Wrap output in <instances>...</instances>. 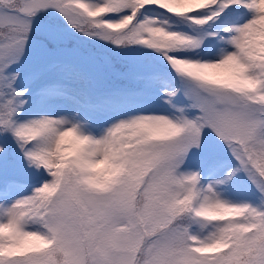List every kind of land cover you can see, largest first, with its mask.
Masks as SVG:
<instances>
[{"label": "snow or ice", "instance_id": "snow-or-ice-1", "mask_svg": "<svg viewBox=\"0 0 264 264\" xmlns=\"http://www.w3.org/2000/svg\"><path fill=\"white\" fill-rule=\"evenodd\" d=\"M261 21L0 0V264H264Z\"/></svg>", "mask_w": 264, "mask_h": 264}, {"label": "clouds", "instance_id": "clouds-1", "mask_svg": "<svg viewBox=\"0 0 264 264\" xmlns=\"http://www.w3.org/2000/svg\"><path fill=\"white\" fill-rule=\"evenodd\" d=\"M259 35L261 37H264V21L260 22V30L259 32L256 34ZM250 43H254L253 41H250ZM262 46H264V42H262ZM261 49H257V51H260ZM239 83H241V85L243 84V81H238ZM77 147H79V144H77ZM91 179L93 181H99V180H104L107 179V176H105L104 174L97 172L96 175H94L93 177H91Z\"/></svg>", "mask_w": 264, "mask_h": 264}]
</instances>
